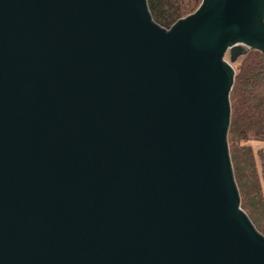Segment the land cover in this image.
Listing matches in <instances>:
<instances>
[{
	"label": "water",
	"instance_id": "1",
	"mask_svg": "<svg viewBox=\"0 0 264 264\" xmlns=\"http://www.w3.org/2000/svg\"><path fill=\"white\" fill-rule=\"evenodd\" d=\"M264 0H0V264H264L228 144ZM229 56V61L226 56Z\"/></svg>",
	"mask_w": 264,
	"mask_h": 264
},
{
	"label": "trees",
	"instance_id": "2",
	"mask_svg": "<svg viewBox=\"0 0 264 264\" xmlns=\"http://www.w3.org/2000/svg\"><path fill=\"white\" fill-rule=\"evenodd\" d=\"M203 0H148L154 21L170 29L194 13ZM229 150L241 208L264 235V174L260 177L254 151L246 143L264 142V54L251 51L242 57L230 94ZM264 164V151L259 153Z\"/></svg>",
	"mask_w": 264,
	"mask_h": 264
},
{
	"label": "rangeland",
	"instance_id": "3",
	"mask_svg": "<svg viewBox=\"0 0 264 264\" xmlns=\"http://www.w3.org/2000/svg\"><path fill=\"white\" fill-rule=\"evenodd\" d=\"M241 59L242 58H240L239 61L234 65L235 70H237ZM226 60L229 61L228 55L226 56ZM246 145L252 147V149L254 151L255 158H256L258 173L260 174V177H262L264 174V164H263V161L259 157V153H260V151H264V142L251 141V142L246 143Z\"/></svg>",
	"mask_w": 264,
	"mask_h": 264
}]
</instances>
